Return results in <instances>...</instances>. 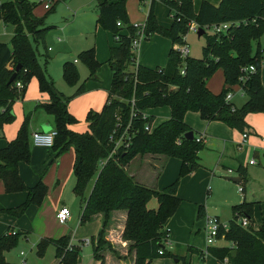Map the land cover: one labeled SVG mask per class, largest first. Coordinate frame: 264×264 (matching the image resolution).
Instances as JSON below:
<instances>
[{
	"label": "trees",
	"instance_id": "obj_1",
	"mask_svg": "<svg viewBox=\"0 0 264 264\" xmlns=\"http://www.w3.org/2000/svg\"><path fill=\"white\" fill-rule=\"evenodd\" d=\"M163 1L169 8L171 24L163 27L157 23L154 1H151L142 23L144 39L159 34L168 38L172 45L181 44L192 25L205 30L222 22L239 21L240 24L229 27L223 34L208 35L204 32L206 44L202 47V58L189 55L181 58L171 47L164 66L149 68L136 64V53L131 43L137 27L129 21L125 0L99 4L96 22L112 34L116 45L109 48L106 61L112 72L106 101L100 111L87 112L88 129L85 132L69 128L78 120L67 107L73 96L84 91V85L77 88L72 96L64 95L46 75L45 63H40L32 47V41L44 44L51 27L44 26L45 15L53 8L46 10L44 16L37 17L33 13L36 4L30 0L0 2V21L13 26L10 42L0 43V135L3 126L15 119L12 105L16 98L23 97L31 78H36L39 91L49 96V101L38 107L53 118L56 135L51 149L55 157L71 147L74 150L72 191L81 199L80 223L91 221L97 214L102 215L95 243L92 238L93 256L100 264L104 263L102 252L110 248L105 233L111 213L117 210L126 212L121 237L128 242V249L134 251L133 264H148L160 257H176L185 264L183 258L165 250L162 231L181 201L176 195L179 180L197 168L198 152L203 147L196 141L197 131L184 121L185 113L197 112L204 120L221 121L245 132L249 128L246 115L264 112V86L260 77L262 53L258 42L264 34V0H220L217 5L202 0L196 12L192 0ZM254 41H257L255 50L252 47ZM79 56L93 75L100 65L95 59L94 49L83 51ZM17 64L21 67L15 79L8 83ZM250 65L256 67L255 72H247ZM217 69L222 70L224 86L218 93H213L207 88L206 81ZM63 78L68 83L76 81L77 70L70 61L63 64ZM18 81L22 88L16 87ZM234 85H239L247 97L238 107L225 98ZM132 100L138 113L131 121L138 131L127 148L109 157L113 148L109 137L116 119L119 116L123 123L130 120ZM163 106L170 108V117L153 127L151 132L145 131L144 125L152 123L154 116L150 114L143 119L141 113ZM29 118L30 113L24 115L15 137L0 149V179L5 193L26 192V199L21 204L1 210L13 217L22 216L30 205H40L47 192L43 174L33 186L28 187L18 173V163L30 159ZM189 131L193 133L192 139L184 137ZM146 154L174 157L181 161L178 176L161 190L138 183L126 171V166L136 156ZM102 159L107 160L100 167ZM238 171L240 176L245 174L242 167ZM232 212L226 226L220 224L216 239L223 238L233 245L207 246L204 251H194L201 259L208 253L222 264H264V225L255 229L252 225L243 227L238 222L242 217L251 220L252 203L242 201L232 206ZM198 215H204L201 205L198 206ZM20 235L23 234L12 231L0 236V264H15L7 262L4 253L17 245ZM50 244L55 246L59 264H77L79 248L70 244L68 236L41 238L36 245L37 254L42 255Z\"/></svg>",
	"mask_w": 264,
	"mask_h": 264
},
{
	"label": "crops",
	"instance_id": "obj_2",
	"mask_svg": "<svg viewBox=\"0 0 264 264\" xmlns=\"http://www.w3.org/2000/svg\"><path fill=\"white\" fill-rule=\"evenodd\" d=\"M59 1L64 0H54L52 6L53 10ZM107 1L112 0H91L87 6L91 5L92 14H87L81 18L84 29L93 35L92 48L95 52V59L100 64L101 62H106L108 60L109 48L116 45V43H114L112 34L109 31L101 28L96 22L99 4ZM151 1H154V15L156 17L157 23L163 27H169L171 24L169 19L167 22L161 21L162 17L157 13L155 5L156 2L163 0H125V8L130 23L138 24L137 22H141L146 18ZM201 1L202 0H194L193 9L195 12L198 10ZM219 1L220 0H209L208 2L217 5ZM141 3L148 4L147 12L142 11L140 16L137 17L135 16V13H138ZM39 5L40 4H36L33 10L34 15L37 17H41L40 15L43 14L41 13L38 15L35 12V9ZM42 9L45 14L46 10L43 7ZM167 16H170L169 8H167ZM139 19L140 21H138ZM124 31L127 32L126 30ZM160 41L164 44L165 49L169 51V49L172 47L171 45V47L168 49V42L170 40L159 34L151 35L150 39L145 43L141 40L135 50L136 64L141 65L142 63L143 66L149 68H151L153 64H156L155 66H160V61L155 59V55L158 53L157 47L160 44ZM260 48L263 49L264 47ZM73 61L75 62L76 60L73 59ZM260 66L261 83L264 86V52L260 56ZM111 76L112 72L110 70V79L108 83H105L100 76L96 75L92 77L94 79L91 80L92 82H89L88 84L82 82L80 85H78L77 88H79L81 85H84V91L73 96L68 102L67 107L68 111L77 119L75 105L79 100L84 99L82 106L84 109V115H82L84 120V128L79 129L74 126V124H72L69 126L70 129L77 132L87 131L88 128L85 116L89 110H101L106 101L107 93L110 88ZM221 79L222 81L219 88L212 89L210 88V85H207L206 83L207 88L213 93H218L224 86L223 74H221ZM27 88L24 96L20 97V99L23 100L25 97L32 99L34 98L33 101L36 103L29 112L31 114L30 122L32 119L34 121V125L29 131L31 139V134L35 131L47 132L53 129V118L41 107H38L39 104L49 101L48 94L41 93L38 89L37 96H29L27 93ZM230 91L232 93L231 101L233 103L236 94L246 96L243 94L239 85L232 86ZM74 92L68 96H72ZM244 102L245 100L242 102V104ZM14 103L12 105V109ZM235 106L237 105L235 104ZM41 111H44L47 115L51 116L52 119L48 116H45ZM152 111H156L157 115L151 113ZM145 113L147 115L151 114L154 116L152 124H155L157 117L161 118L159 122L161 123L167 120L171 114L170 108L168 106L149 108L145 110ZM22 120L17 124V126L12 128V130L8 129L10 124L3 126V133L2 136L0 135V139L4 137L5 141L0 143V149L5 147L7 142L15 137ZM36 120H38L37 124L35 123ZM245 120L249 125V128L247 129L248 136L243 138V132L233 129L221 121L204 120L197 112L192 111H188L184 115V121L191 128L197 131L196 136L203 135L204 138L201 142L203 147L198 152L197 168L184 175L179 180V184L176 189V195L181 201L175 213L166 221L162 231L165 250L170 251L175 256L183 258L185 264H222L208 253H206L203 259H201L199 254H197L194 250L199 249L204 251L207 245L196 243L194 237L191 234L193 231H195V226L198 225L197 222L200 220L203 224V217L208 215L207 206H205L203 203L205 201L204 187L206 186V183L212 179H218L228 183L227 181H230V177H227L228 175L238 177V181H233L234 184H232L233 186L231 187L234 189V187L237 186L238 189L239 186H242L243 190L242 192H239L238 190V194H235L234 199L231 201L232 203H235L231 205V209L232 206L239 204L242 201L250 202L252 203V215L251 220L248 219L249 225H252L255 229L261 225H264V112L248 113L245 117ZM52 158L54 160L50 162L51 165H49L47 169L46 165L50 164L49 161ZM251 159H254L255 163L250 164L249 161ZM73 161L74 150L72 147L61 155L55 157V153L51 148L39 147L35 146L34 144L33 146H30V159L28 162L20 161L18 163V173L25 185L28 187L33 186L36 183L38 177L43 174L42 181L47 186L48 191L46 192V195L44 196L40 205H30L22 216L13 217L1 210L12 208L21 204L26 199V192L22 191L5 193L3 182L0 179V236L3 233L13 231L22 233L23 236L28 238L31 232L34 233L35 241H33V246L35 257H40L36 254V245L41 238L57 239L61 236H68L70 244L78 247L79 250H81L80 246L73 243L72 239L75 237L73 234L71 236L70 230L65 226L66 223L60 224L55 217L58 210L65 206L64 204L60 206L59 201V195L62 191V188L65 186V184H67V180L70 181L69 184L72 188L74 185V176L72 172ZM180 166L181 161L177 158L146 154L144 156H136L126 166V171L138 183L150 188L161 190L178 176ZM239 167L244 169L245 174L243 176H240L238 171ZM208 193L209 191L207 190L206 194ZM200 205L203 207L204 214L201 217L198 215V206ZM213 216L219 220V217L216 214ZM70 217L71 212L68 220ZM125 219L126 212L124 210H117L111 213L110 221L105 233V238L110 242L111 248H108L102 252L104 257L103 264H133L134 251H130L128 249V242L123 240L121 237ZM81 224H87L91 226L90 230L85 233L86 235L82 237L85 239H90V243L86 244L91 246L92 260L89 261V264H100V261L96 260L93 256L92 238L94 239L95 243L96 235L101 228L102 215L97 214L91 221L84 224L80 223L79 225ZM198 230L199 229H197V231ZM48 246L51 247L49 251L51 254L49 255V259L45 262V264H59V259L55 256V246L53 244ZM229 246H231V243ZM114 250H116V256L112 255ZM19 255L20 257L25 258V264H27L24 252L20 251ZM171 261V257H160L154 259L148 264H172ZM174 261L177 262V264L183 263V261H179L177 258L174 259Z\"/></svg>",
	"mask_w": 264,
	"mask_h": 264
},
{
	"label": "rangeland",
	"instance_id": "obj_3",
	"mask_svg": "<svg viewBox=\"0 0 264 264\" xmlns=\"http://www.w3.org/2000/svg\"><path fill=\"white\" fill-rule=\"evenodd\" d=\"M90 2L91 0L59 1L56 4L54 10H52L46 15L44 14L43 9L40 5L35 9V12L38 15L41 13L43 14H41L40 16L45 15L44 26H49V25H53V26L49 27L45 35L44 44L40 42L34 43L32 41V47L40 63L42 65L45 63L44 67H45L46 75H48V77H50L53 80L56 88L66 96L71 95L78 87V85H80L82 82L86 84L92 82L91 81L93 79L92 77L96 75L100 76L105 83H108L110 79L111 69L107 62L105 61L101 62V64L95 70V73L91 75L87 64L79 56L81 52L86 51L93 47V35H91V33L87 32L84 29V25L81 21V18H83L85 15L92 14L91 5L87 6ZM192 2L194 6V0H192ZM155 5H156L157 13L162 17L161 21L167 22L169 19L171 23L172 18L171 16L169 17L167 16L168 6L166 5V3L164 1H158L156 2ZM147 8H148L147 3L145 4L141 3L138 9V13H135L134 11L135 16L139 17L142 11L147 12ZM138 21H140V19ZM144 21L145 19L141 22L143 23ZM141 22H137V23L142 24ZM204 32L208 35L213 34L212 29H206L204 30ZM12 34H13L12 25L8 24L3 29V25L0 23V43H9ZM149 39L150 37L148 39H143L142 42L145 43ZM183 39L186 41V43L189 46V54H188L189 57L198 58V59L202 58V47L205 46L206 44L205 36L203 35L198 36L197 33H195L193 30H189ZM258 42L260 47H264V34L260 37ZM168 45H169L168 46L169 49L172 45L170 44V41L168 42ZM256 46H257V41H254L252 43L253 50L256 49ZM157 48H158V53L155 55V59L160 61V66L162 65L164 66L167 61L168 51L165 49L164 44L161 41ZM73 59H75L76 61L74 62ZM66 61L72 62L77 70V78L74 83H68L63 78V64ZM12 65L13 64L10 63V66ZM141 65L143 64L141 63ZM155 65L156 64H153L151 68L156 67ZM129 69H132V67H129ZM221 74L222 73L220 69L215 70V72L209 78V80L206 81L207 85H210V88L212 89L219 88L222 81ZM27 93L29 96L38 95V85L36 78L34 77L31 78L27 88ZM246 99H247L246 96L243 95L241 96L240 94H236L234 98V103L237 106H239ZM33 100L34 98L32 99L29 97L27 98L25 97L23 100H21L20 98H16V101L13 106L15 119L13 120V122L9 123L10 124L8 128L9 130H12V128L17 126V124L21 122L23 116L31 111V109L36 104L34 103ZM83 103H84V99H81L75 105V111L77 113L76 116L78 121L76 124H74V126H76L79 129L84 128V120L82 118V115H84V109L82 107ZM41 112L45 116L51 118V116L47 115L44 111ZM151 113L157 115L156 111H152ZM160 119H161L160 117H157V120L155 121V124H153V127H155L156 124L160 122ZM35 123L37 124L38 120H36ZM28 125L30 131V128L33 127L34 125L33 119L30 122V118H29ZM52 125H53V120H52ZM2 141H5L4 137L0 139V143ZM29 145L33 146L31 139H29ZM53 160H54L53 158L50 159L49 163ZM49 165H51V163L47 164L46 168L49 167ZM227 177H233V176L228 175ZM227 182L228 183H225L222 180L212 179L211 181L207 182L206 186L204 187L205 201L203 203L205 204V206H207L208 215L213 216L214 214H216L219 217L220 223L223 225H226L228 220L232 217L231 205L234 204L235 202L232 203L231 201L234 199L235 194L236 195L238 194L237 186L234 187V189L233 187H231L233 186L232 184H234L233 181L228 180ZM69 183L70 181L67 180V184H65V186L62 188V191L60 192L59 195L60 206L64 204L71 212V217L66 222L65 226L70 230L71 236L73 234L75 237L74 239H72L73 243L81 247V250H79V255L77 258V264H89L90 263L89 261L92 260L91 246L83 244V240L85 238L82 237L86 235L85 233L88 230H90L91 226L84 223H83L84 225L81 224L82 226L79 225L80 224L79 215L81 212V208H80L81 199L73 193L72 187L70 186ZM207 190L209 191L208 194H206ZM205 216L203 217L204 219ZM197 224L198 225H196L195 227L199 230L197 231V229L195 228V231H193L191 234L194 237L196 243L202 245L206 244L205 233H204V220H203V224L202 221L200 220L199 222H197ZM33 241H35V234L32 232L28 238H26L23 235H20L18 238L17 245L5 252V260L7 262L20 264L21 260H25L24 257H20L19 255V252L23 251L26 256L27 264H45V262L48 261L49 259V255L51 254L49 252L51 247L47 246L42 255H38L36 252V254L40 257H35ZM229 245L230 242L222 238V239H215L214 243L209 246L221 247V246H229ZM112 255L116 256V250H114ZM174 259L176 258L171 257L172 264H177V262H175Z\"/></svg>",
	"mask_w": 264,
	"mask_h": 264
},
{
	"label": "built area",
	"instance_id": "obj_4",
	"mask_svg": "<svg viewBox=\"0 0 264 264\" xmlns=\"http://www.w3.org/2000/svg\"><path fill=\"white\" fill-rule=\"evenodd\" d=\"M2 1H6V0H0V2H2ZM30 1H32L36 4H40L45 10H49L53 5L54 0H30ZM242 22L245 23V21H242ZM0 23L3 25V29H4L6 24L3 21H0ZM117 24L119 25V23H117ZM239 24H240L239 21L222 22V23H218V24H212V25L208 26L207 28H205V30L206 29H212L213 34H223V33H226V31L229 29V27L236 26ZM134 25L137 27V31H136L135 37L132 39L131 45H132V49L135 51L137 46L141 42V40H143L145 37H144V31L142 28L143 27L142 24H134ZM189 30H193L195 33H197L198 27L195 25H192ZM173 48H174V50H176L179 53L181 58H184V57L188 56V54H189V46L185 40L181 44H174ZM263 52H264V50L261 49V53H263ZM255 70H256V67L254 65H250L247 68V72H255ZM244 71H246V70H244ZM181 73L183 74V69H181ZM241 78L243 79V76H241ZM16 87L22 88V83L20 81L16 82ZM225 98H226V100H231V98H232L231 91H229L226 94ZM131 103H132V106L130 109V120H128L126 123H123L121 121V118H119V116L116 119L117 120L116 125H115L114 130L112 131V133L110 134V137H109L110 142L113 144V148L109 154V157L112 154L117 153L118 150L127 148L129 146L133 136L138 131V128H134V126L132 125V121H131V119L134 118L138 112H136V110L133 108V100L131 101ZM141 116L144 119V118H147L148 115L145 113V111H143L141 113ZM152 128H153L152 123H146L144 125V130L147 132H151ZM55 135H56L55 129H51L50 131H47V132L35 131L31 134V141L35 146L51 148V146L53 145V142H54ZM247 136H248V131L243 132V138H246ZM203 138H204L203 135H199V136H197L196 141L202 142ZM106 160L107 159L100 160L99 166L100 167L103 166L105 164ZM249 163L253 164V163H255V160L251 159L249 161ZM238 190H239V192H242L243 187L239 186ZM69 216H70V211L66 206L60 208L55 215L56 220L60 224L66 223ZM238 222L243 227H247L249 225V221L246 217L240 218L238 220ZM220 224H221L220 221L215 216H210V215L205 216L204 233H205V242L208 246L212 245L214 243L216 236H217V233H218V229L220 227ZM223 226H226V225H223ZM89 243H90V239H88V238L83 241V244H89ZM232 245L233 244L231 243V246ZM160 253H161V251H160ZM20 264H25V260H21Z\"/></svg>",
	"mask_w": 264,
	"mask_h": 264
},
{
	"label": "water",
	"instance_id": "obj_5",
	"mask_svg": "<svg viewBox=\"0 0 264 264\" xmlns=\"http://www.w3.org/2000/svg\"><path fill=\"white\" fill-rule=\"evenodd\" d=\"M203 33H204L203 28H198L197 35H198V36H201ZM20 67H21V66H20L19 64L16 65L14 72L11 74V76H10V78H9V80H8V83H11V82L15 79V77H16V73H17V71L20 69ZM184 137H185L186 139H192V138H193V133H192V131L186 132V133L184 134ZM229 179L232 180V181H238L239 178H238V177H230Z\"/></svg>",
	"mask_w": 264,
	"mask_h": 264
}]
</instances>
